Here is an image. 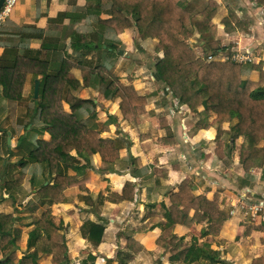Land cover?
Instances as JSON below:
<instances>
[{
  "label": "trees",
  "instance_id": "trees-1",
  "mask_svg": "<svg viewBox=\"0 0 264 264\" xmlns=\"http://www.w3.org/2000/svg\"><path fill=\"white\" fill-rule=\"evenodd\" d=\"M254 1L258 7H264V0ZM187 2L188 0H93L92 6L84 10L82 16L71 13L59 15L60 19L69 18L73 25L85 18L88 25L95 28L94 32L93 29L89 31L88 40L84 39V34L81 35L79 30L69 34V46L78 62L76 66L65 59L67 45L57 39L51 40L49 35L42 46L48 56L41 60L39 54L30 49V42L32 39L42 38L46 32L32 26L18 28L10 36L8 43L0 42V47L4 48L0 59V88L4 91L0 99L20 101L28 77L32 76L34 81L41 78L39 98L36 100L33 94L34 106L28 109L27 117L30 122L25 129L32 125V130L36 132L39 125L41 130L51 136V141L38 140L37 136H31L32 132H29L21 136L17 144L18 150H25L28 147L26 145L33 143V147L27 149L28 160H21L19 165L26 168L32 163L39 167L41 180H37L35 176L31 185L37 190L41 201L54 205L65 203V192L77 182V177L70 176L69 171L81 168V160L85 161V168L95 170L93 158L99 155L103 163L109 166V172H112L120 160L122 143H130L102 138L104 131H99L94 122L98 114L96 103L77 97L73 91L93 89L107 101L120 100L123 118L130 124H139L141 116L147 113V98L140 96L133 86L123 85L117 77L111 75L120 52L117 46L121 44L119 36L134 28L141 41H158L156 50L163 53L164 60L158 64L157 72L160 81L169 88L174 99L194 113L203 108L206 118L214 114L217 116L213 125L218 127V148H222V138L226 134L221 129L222 125L237 119L232 134L235 138L245 139L240 158L243 169L250 173L264 167V71L261 67L240 65L232 59L209 62L198 58L189 40L195 34L205 36L212 33V22L217 16L219 5L211 0L200 15L188 10ZM102 12H106L111 18L102 20ZM237 19L234 15L236 27H241ZM25 38H28L27 41ZM204 49L215 53L214 56L224 51L221 42L217 40L207 42ZM93 53L98 54L96 68H83L87 57ZM74 69L82 72L83 83L72 75ZM254 71L261 74L257 83L246 78ZM63 103L69 105L71 114L65 112ZM113 119L110 117V120ZM3 146L6 153L11 154L7 140ZM24 179V173L15 175L5 184L4 190L15 191L23 185ZM135 199L136 185L132 182L126 183L122 195L113 194L109 197L113 204L134 202ZM171 203L166 221L159 222L158 218L161 219V216L152 207L146 216L150 221L142 231L162 228L163 234L157 245L169 249L171 260L175 263L222 264L219 254L213 252L209 245L201 248L196 241L187 245L184 239L174 234V230L176 226L210 223L212 234L217 235L229 220V215L221 212L217 218H213L215 202L204 196L194 195L189 182H184L179 192L171 196ZM38 209L39 206L35 205L30 211L35 214ZM28 226H36L28 241V249L33 252L19 259L16 242L22 231L16 228L15 216L0 213V264H40L43 256L52 257L54 264L69 263L66 237L61 233L62 228L52 220L51 209L41 218L35 217ZM105 230L104 225L92 222L85 223L81 229L83 237L95 248L102 243ZM127 241L129 252L137 255L143 250L132 238ZM90 258L94 261L95 257L91 255Z\"/></svg>",
  "mask_w": 264,
  "mask_h": 264
},
{
  "label": "crops",
  "instance_id": "crops-1",
  "mask_svg": "<svg viewBox=\"0 0 264 264\" xmlns=\"http://www.w3.org/2000/svg\"><path fill=\"white\" fill-rule=\"evenodd\" d=\"M70 1L72 0H24L20 2L5 25L0 42L8 43L11 39L10 36L18 28L35 27L37 30L46 32V35L42 38L32 39L30 49L39 54L41 60H45L48 52L43 50L42 46L48 40V38L46 39L47 35L51 40L57 39L61 43L65 38L71 42L70 35L67 33H76L77 25L83 26L84 21L86 22L85 18H81L79 24L73 25L67 17L58 18L61 14H69L71 7L76 4L78 7H86L87 4L86 0H76L77 3L70 6ZM90 2L89 7L92 6L93 0ZM227 7L236 14L241 27L233 25L227 30L222 24L223 10ZM227 7L225 6L223 10L220 8L217 21L215 20L218 26L213 32L217 41L222 44L221 48L224 50L222 54L225 53L224 57L227 55L226 58L232 60L237 59L239 55L248 56L252 62L244 66L261 67L263 70L264 7H258L254 0H237L231 2ZM225 11L228 12L229 9ZM100 18L109 20L111 17L106 12H102ZM218 19L220 20L218 21ZM61 30L62 33L59 32ZM136 31V28L127 30L119 36V40L128 48L129 52L133 51L135 40L131 36ZM197 36L201 38L200 35ZM27 39L25 38L26 41ZM207 42L206 39H203L201 42L203 48ZM144 43L140 45L141 49L145 50L143 52L153 54V49L157 47L158 41L148 40ZM3 54L4 48L0 47V59ZM157 58L158 60L154 64L157 63L158 66L163 62L164 56L158 54ZM251 74L254 75L253 78L249 79L248 76L246 78L255 83L260 81V72L254 71ZM152 78L151 82H144L145 79L141 78L131 82L136 90L148 96L147 113L141 116L139 124H130L124 120L119 106L120 100L110 102L93 89L82 90L85 100H91L89 98L93 96L91 93L94 96L101 95L98 99L99 102L105 104L110 112L109 117L114 118L110 120L109 128L106 130L118 127L126 135V141H129L132 146L130 149L121 150L120 160L113 167L112 172H109V166L103 163L99 155L93 158L95 170L85 168V161L81 160V171L74 172L73 175L77 177V182L65 192V203L54 205L53 215L58 216L57 211H59L60 217L66 223L65 226L68 227L70 224L66 237L70 252L74 256H80L85 250L92 248L93 255H95V249L101 254V257L104 256L111 261L113 254L116 253L117 244L111 240L103 239L97 248H93L91 243L81 235L80 231L83 225L92 222L106 225L105 235L107 234V237L110 236L115 241H123V239L126 241L124 253L132 258L130 264H183L173 262L170 250L157 245L158 239L163 234L162 228L146 232H143L142 229L150 221L149 218L146 219V216L152 207L161 216L158 221H166L168 209L172 205L171 196L179 192V188L184 182H189L194 189V195L204 196L209 201L215 202L213 218H217L223 212L229 215V220L217 235L212 234L209 228L210 223L176 226L174 234L178 238L184 239V243L187 245L195 243V241L201 248L209 245L213 252L219 254L222 264H264V226L249 218L239 205V195L245 189L255 193L256 198L264 197V167L252 170L250 173H246L243 169L240 158L245 139L244 137L235 138L232 134L237 119L222 125L221 129L226 134L222 138L223 146L219 149L216 142L218 127L213 125L217 116L212 115L207 123L201 125L198 123L200 119L196 113L174 99L169 89H166L165 84L160 81L157 71H154ZM40 79L38 78L36 81L40 82ZM31 81H33V77L29 76L24 90L25 96ZM154 81L159 84L158 91H153L151 88ZM143 85L146 91L140 88ZM94 102L99 103L97 100ZM7 103L10 102L0 99V137L5 133L3 119L7 112V107H5ZM204 111L203 108L199 109V113ZM9 133L12 139L11 144L16 143L14 146L16 152L18 143L16 140L14 141V133L8 131L6 140L12 154L15 151L8 143ZM43 134L37 139L51 140L47 132ZM3 141L5 140L0 138L1 147H4ZM9 156L11 155H8L4 164H1L2 174L0 173V175H4L6 172L7 177L14 165L13 162H10ZM32 170H37V167ZM37 174L41 176V172H37ZM69 175L72 176L70 173ZM128 182L136 185L135 201L122 204L111 203L109 197L113 194L122 195ZM75 190L78 192L83 190L82 194L86 196L87 193L89 194V199L87 201L84 199L89 206L88 210L84 205L79 206V202L73 198ZM14 193L17 192L4 195L5 200L0 202V209L7 208L8 205L14 203ZM32 193L34 197L35 193L37 195V190ZM17 206L19 205L17 204ZM4 210L0 213L9 214ZM124 214L125 216H123ZM193 214L194 212H192ZM125 231L129 233L126 234ZM109 232L111 235L108 236ZM105 235L104 237H106ZM128 238H132L143 247L138 255L127 250Z\"/></svg>",
  "mask_w": 264,
  "mask_h": 264
},
{
  "label": "rangeland",
  "instance_id": "rangeland-1",
  "mask_svg": "<svg viewBox=\"0 0 264 264\" xmlns=\"http://www.w3.org/2000/svg\"><path fill=\"white\" fill-rule=\"evenodd\" d=\"M86 1H87L86 7H78L76 4L77 3L76 0L70 1V4H69L70 6L73 3H75L76 6L75 5L72 6L69 12L71 14H75L77 16L84 15L83 9L84 10L88 9L89 6L91 5V2H92V1L90 2V0H86ZM210 1L211 0H188V2H187L188 10L195 13V14L201 15V12L208 5V2H210ZM214 1H216L219 5L218 11H217V16L214 18V20L212 22V24L214 26L213 28L215 29L218 26L217 23H215V20L217 19L220 11L223 10L225 8V6L226 7L230 6L231 1L230 0H214ZM81 8H83V9H81ZM220 8H222V9L220 10ZM228 9H229V11H228ZM225 10H227L228 12H226ZM223 11H224L223 12L224 17H222V19H223L222 24L226 27V29L233 27V25L237 26L235 21H233V16L236 15L233 12V10L227 7ZM219 20L220 19H218V21ZM238 21H240V20H238ZM82 25L83 26L77 25L78 26L77 30H79L81 32V35L84 34L83 35L84 39L86 38L88 40L89 39L88 35L90 34L89 31H91L93 29V32H94L95 28H94V26L93 27L89 26L87 21L86 22L84 21V23ZM214 29H213L211 34H207V35H205V37L201 36V38H200L197 36L198 34H195L189 40V44L191 45V47L195 51L197 57L200 59L207 60L209 62H215L216 61L215 59H209V57L215 55V53L208 52V51H207L208 52L207 53L205 51V49L203 48V45L201 42L203 41V39L204 40L206 39L208 42L211 40H217V38L213 35ZM59 32L62 33V30ZM67 34H70V32H68ZM131 37L133 40H135L133 51L129 52L128 48L126 46H124L122 43L117 44L118 49L120 51H122L123 54L122 55L118 54V57L116 58V61H115L116 64H115L114 68L111 70V73H112L111 75L114 77H117V79H119L120 83H122L123 85H126V86H133V84L131 83L132 80L139 79V78H141L143 80L145 79L144 82H148V81L151 82V80L153 79L152 74L154 73V71L155 72L157 71V63L154 64V62H156V60H158L157 55L161 54L162 56H164L163 53L157 52L156 48H154L155 50L153 49V54H151V55L143 52L145 50H142L140 45H143L145 43L140 40L137 31ZM64 43L68 47L67 50L64 52L65 59L67 61H69V63L72 65H75V66L78 65V62L74 58L73 49L70 48V46H69L70 45L69 40L65 38ZM104 48H106V47L104 46ZM219 54L224 56L223 54H225V53H223V54L219 53ZM97 56H98L97 53L88 56L87 60H86V66H83V68L88 69V70H94L96 68L95 66L97 65L96 64V61L98 59ZM225 56L227 57V55H225ZM218 62H220V61L218 60ZM104 74L107 75L106 73H104ZM72 75L75 77V79L78 82L83 83V75L79 69H74L72 71ZM247 76L249 79L254 77V75L251 73H249ZM26 83H27V81H26ZM158 85L159 84L155 83V81L152 82V86H151L152 90L158 91ZM165 87H166V89H169L166 85H165ZM25 88H26V84H25L24 90H25ZM140 88L146 91L144 85ZM0 89H1L0 93H2V95H3L4 90L2 88H0ZM134 89L136 90L135 87H134ZM24 90H23V96H22L23 98L20 101H14V102L7 101L10 103H7L5 106V107H7V112H5L4 119H3V116H1L5 122V125L3 126V130L5 132L6 131L7 132L9 131L11 133L13 132L14 133V141L16 140L17 143H18L19 138L22 135L28 134L29 132H32L31 136L35 135L38 138L43 136L44 135L43 133L46 132V131L44 132L43 130H41L42 127H39V125H38V128L35 126V129L37 128L36 132L32 130V128H33L32 125L29 126L30 129H25L26 124H28L30 122V120L27 117L28 109L32 108L34 106L33 94L35 93V81L33 80L29 83L26 96L24 95V93H25ZM82 90H84V88L79 89L78 91H73V93L77 97H79L81 99H85V97L82 96V95H84ZM136 91L139 93L140 96L148 98V96L141 94V92H139L138 90H136ZM95 92H97V91H95ZM97 93H99V92H97ZM100 94H99V96H94V94L91 93V95H93V96H91L89 98L92 101L97 100L99 102L98 99L102 95V94L101 95ZM171 95H172V93H171ZM165 101L167 103V100H165ZM147 103H148V101H147ZM119 104H120V101H119ZM96 105H97L98 114H97V117L94 120V122H96V124L98 125L99 131H104L102 133L101 137L104 139H112L115 141H118V140L119 141H124V140L126 141V139H125L126 135L121 130H119L118 127L112 128L113 130H106L107 128H109V125H110L109 109H107L105 104H102V102H99ZM63 107H64V110H66L65 111L66 113L71 114V109H70L69 105H67L66 103H63ZM105 109H107V111H105ZM196 114L198 115V117L200 119L198 123H202V122L207 123L209 121V118L212 117L211 116L209 118H206L204 112L199 113V111L196 112ZM6 135L7 134L4 133V135L1 136L0 138H2L3 140H6L8 138ZM114 136H117V137L115 138ZM109 137H111V138H109ZM30 141H32V140H30ZM47 142H49V141H47ZM15 144H13V143L11 144L12 149H14V151H15L12 154L6 153V151H5L6 149H4V147L0 146V173L2 174V165L1 164L2 163L4 164L6 158H8V155H11V156H9V158L11 159L10 162L14 163V165L12 166L13 169H12V171H10L8 177L5 175L6 172L4 173V175H0V202L3 201L4 195L12 193V192H7L6 190H4V186L7 182H9L11 179H13V177L15 175H17L19 173H24L25 174V179H24L25 181L21 187H19L15 190L17 193H14V203H11L10 205H8L7 208H4L5 210L1 208L0 211L4 210V211L8 212L9 214H12L13 216H15L16 217V228H18L22 231L21 237L19 239H17V242H16L17 246H18L17 256L20 259V258H23L24 256L29 255L30 252H33V250L30 251L28 249V241H29L30 233L36 229V226H28V224H30L32 222V220H34L35 217L41 218L42 215L46 211L51 209L52 220H54V222L57 226H60L62 228L61 233L64 234L65 237H67V232L70 229V227H69L70 224L68 225V227L65 226L66 223L63 220V218L60 217L61 214H59L60 213L59 211H57L58 216L53 215L54 204H52L48 201H41L40 197L38 196V193H37V195L35 193V196L33 197L32 192L35 191L36 189H34L32 187L31 180L36 175H38L37 172L40 171V169L37 165H33L32 163H29V165L26 168H22L19 165L21 160H26V161L28 160L27 159V149L33 147V143L31 142L30 145H26V146H28L27 149L18 150L17 152H16V149L14 148ZM128 144H130V143H128ZM128 144L122 143L123 149H126V148L130 149ZM73 155H76V153H73ZM1 156H4L5 158L2 159ZM35 166L39 170H35V171L32 170L33 168H36ZM78 171H81V168H79L78 170H74V171L71 170V171H69V173L72 174V177H75V176H73L75 174L74 172H78ZM44 173H45V175H47V171H45ZM41 176L39 174L37 177V180H41ZM15 191H13V192H15ZM69 192L72 193L71 191H69ZM82 192H83V190H82ZM82 192L81 191L78 192V190H75L74 195H72V196H74L73 198H76V200L79 202V206L84 205L86 207V209L88 210L89 206L85 203V200L87 201V199H89V194L87 193V196H86V195H83ZM98 200H100V198H98ZM17 204L19 206H17ZM35 205L39 206V209L36 211L35 214H33L30 211V208L32 206H35ZM77 210H79V209H77ZM62 214L65 215V213H62ZM123 216H125V214ZM128 217H130V216L128 215ZM104 226L106 228V225H104ZM80 232H82V231H80ZM125 232H126V234L129 233L127 231H125ZM110 233L111 232L108 233V236L111 235ZM105 236L106 237H104L103 239L111 240V242L117 244L116 253L113 254L111 261H109L104 256L101 257V254H99V252L95 249H94L95 255H93L92 254V248H88L80 256L79 255L74 256L72 254V252H70L69 247H68V250H69V254H68L69 263L68 264H72L73 262L75 264H83L84 262H87V264H120L121 262H123L125 264H130L132 262V258L127 256L124 253L125 252L124 246L126 245V241L124 239H123V241H120V240L115 241V239H112V237H110V236L107 237V234ZM93 248H95V247L93 246ZM91 255L93 257H95L94 261L92 258H90ZM134 255H136V254H134ZM39 263L40 264H54L52 261V257H50V256H45V257L43 256L40 259Z\"/></svg>",
  "mask_w": 264,
  "mask_h": 264
},
{
  "label": "built area",
  "instance_id": "built-area-1",
  "mask_svg": "<svg viewBox=\"0 0 264 264\" xmlns=\"http://www.w3.org/2000/svg\"><path fill=\"white\" fill-rule=\"evenodd\" d=\"M22 1L24 0H5L0 10V37L3 28L11 18L19 3ZM209 59H215L216 61L219 60L221 62H225L229 58H226L219 54L216 56H210ZM233 61L240 65H245L252 62L250 57L240 55ZM239 205L249 218H251L253 221H258L260 225L264 226V197L256 198L255 193H253L249 189H245L239 195Z\"/></svg>",
  "mask_w": 264,
  "mask_h": 264
},
{
  "label": "water",
  "instance_id": "water-1",
  "mask_svg": "<svg viewBox=\"0 0 264 264\" xmlns=\"http://www.w3.org/2000/svg\"><path fill=\"white\" fill-rule=\"evenodd\" d=\"M4 2H5V0H0V10H1V8H2ZM119 54L122 55L123 52L120 51ZM39 87H40V82H39V81H36V83H35V93H34V98H35L36 100L39 98ZM28 129H30V127H29ZM9 137H10V138H9L8 143H9V145H11V140H12V139H11V134H10V133H9Z\"/></svg>",
  "mask_w": 264,
  "mask_h": 264
}]
</instances>
